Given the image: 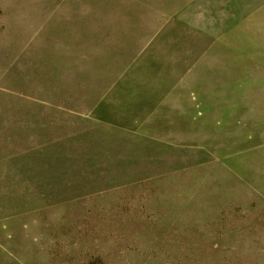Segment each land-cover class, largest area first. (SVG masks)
<instances>
[{"label": "rangeland", "instance_id": "1", "mask_svg": "<svg viewBox=\"0 0 264 264\" xmlns=\"http://www.w3.org/2000/svg\"><path fill=\"white\" fill-rule=\"evenodd\" d=\"M0 264H264V0H0Z\"/></svg>", "mask_w": 264, "mask_h": 264}]
</instances>
